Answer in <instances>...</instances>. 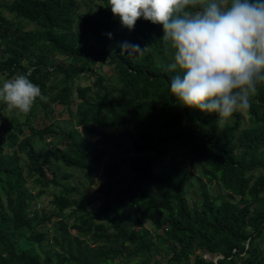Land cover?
Here are the masks:
<instances>
[{
	"label": "trees",
	"instance_id": "16d2710c",
	"mask_svg": "<svg viewBox=\"0 0 264 264\" xmlns=\"http://www.w3.org/2000/svg\"><path fill=\"white\" fill-rule=\"evenodd\" d=\"M0 6L12 15L0 13V80L27 71L46 97L20 113L14 131L2 120L6 104L0 101V264H264V82L247 110L222 122L170 93L178 70L165 71L172 49L158 23L137 18L129 30L107 0H11ZM20 20L35 28H23ZM122 42L141 50L127 53ZM81 78L90 82H77ZM62 118L90 147L81 146L72 130L55 127ZM109 146L112 152L104 149ZM176 147L185 149V158L169 153ZM150 151L166 157L164 169L155 168L145 154ZM186 157L231 197L214 203L203 182L197 204L190 205L184 187L194 172ZM101 167L109 170L103 207L86 208L84 194L62 180L77 169L91 185ZM29 181L39 187L35 193ZM50 185L59 187L54 212L39 215L32 204ZM71 193L76 200L70 201ZM72 213L74 234L68 237L64 219ZM57 216L66 223L57 226L60 251L52 248L40 259L16 247L33 226L27 238L39 244L47 234L43 225ZM86 239L95 248L81 247ZM160 251L165 259H154ZM202 252L221 257L214 261Z\"/></svg>",
	"mask_w": 264,
	"mask_h": 264
},
{
	"label": "clouds",
	"instance_id": "9594fccd",
	"mask_svg": "<svg viewBox=\"0 0 264 264\" xmlns=\"http://www.w3.org/2000/svg\"><path fill=\"white\" fill-rule=\"evenodd\" d=\"M197 4L199 10H189ZM107 6L129 30L137 18L161 26L172 49L165 71L178 70L168 88L181 105L221 121L249 108L264 82V0H107ZM120 47L141 50L129 42ZM28 75L0 81L9 110L27 113L36 98L46 99Z\"/></svg>",
	"mask_w": 264,
	"mask_h": 264
},
{
	"label": "rangeland",
	"instance_id": "374dc122",
	"mask_svg": "<svg viewBox=\"0 0 264 264\" xmlns=\"http://www.w3.org/2000/svg\"><path fill=\"white\" fill-rule=\"evenodd\" d=\"M11 0H0V4L8 2ZM91 6L94 5L93 2L90 3ZM0 13L4 15L5 18L10 19L12 17L11 14L6 13L2 7L0 6ZM20 25L23 28H27V29H33L35 28V25L24 21V20H20ZM59 56V55H58ZM59 59L61 61H63V56L61 55L59 57ZM100 69L101 71H103L104 73L110 74L112 72L111 67L107 66V65H100ZM5 80V79H3ZM0 80V81H3ZM77 82L84 84V83H89L90 79L89 78H81L78 79ZM75 106V104L73 105V107ZM241 111V110H239ZM16 109H12L9 110L7 108V106H4L1 108V113H2V120H4L5 122V126L11 130L14 131L15 130V126H14V121H18L19 120V115L21 112H17ZM231 118V116H230ZM230 118L222 121V122H226L228 120H230ZM54 124L56 128H61V129H65V130H72L76 140L79 142V144L81 146H83L84 148H88L90 147V141L87 139L82 138V136L79 133V128L75 127L74 124L69 121L66 118H62V119H55L54 120ZM37 145L41 146L39 143H37ZM43 145V144H42ZM38 149V147H37ZM104 149L107 152H112L113 149L112 147H104ZM118 154H121V150H117ZM185 149L181 148V147H176V148H171L169 153L173 154L175 156L176 159H181V158H185ZM147 154L150 158H152L155 162L154 166L157 170H162L163 168V163L162 161H166V157L163 155H159L157 153H155L154 151H150ZM185 162L187 164V169L194 172V174L191 176V180H189V183H187L184 187V190L186 192V199L188 201V203L190 205H196L198 200H199V185H201V183L204 182V185L207 189V192L209 193V195L213 199L214 203H218L221 199L223 198H227V197H231L229 192L227 190H225L221 184L213 181L207 182L206 179L204 177H202L200 175L199 170H197L196 166H192L189 163L188 158L186 157ZM162 164V165H161ZM103 168H100L101 174H97V176L95 177V182L92 183L91 185H89L87 183V181L84 178V172L82 170H77V169H72V175L66 179V180H62L63 182H65L66 185L68 186H76L78 188V190L80 192H82L84 194V198H86L85 200L88 202V205L86 206V208H93L94 210H98L101 207H103V190H105L108 186V178L106 176V174H109V170L105 169L102 170ZM117 178V176H116ZM115 178V179H116ZM113 180V179H112ZM28 186V188L35 193L36 189L39 187H36V189H33V184L29 181L28 184H26ZM111 189H114V186L111 187ZM59 191V187L57 186H52L50 185L49 187L45 188L44 191L38 195L35 196V202L34 204H32V207L36 208L37 212L40 215L41 211H44L46 213H53V195L56 193H58ZM70 201L76 200L77 196L73 193H71V195L69 196ZM232 199L235 202H238V204H242L244 201L242 198H238L237 196L232 197ZM0 201L1 204L3 206H5V202L2 200L1 196H0ZM65 213L70 212V208H66L64 210ZM70 218H65L64 220H66L67 226L63 228V235L68 236V237H72L74 234V230L69 228V225L74 221V216L75 214L72 213L69 215ZM59 223H62L63 225L66 224L64 221L60 220L59 216L52 218V222L46 223L44 224L43 228H46L47 230V234L44 240H42L39 244L35 241L29 240L27 238L29 231L35 230V226H33L31 228V230L24 232L21 237L17 240L16 242V247H20L23 248L24 250L30 251L33 254H36L39 256L40 259L43 258V255L45 252H51L52 248H55L56 250L60 251V247L58 244H56L55 242H60V234H61V230L58 226ZM143 225L146 228H151L152 225L151 223L144 221ZM137 228V226L135 227ZM82 236L79 237V239H81ZM86 244L88 245L86 247ZM81 247H86L88 249H93L95 248L96 244L95 243H91L89 242V239H86V243H81L80 244ZM71 248H73V246H71ZM90 251V250H89ZM199 253H201L200 250H198ZM203 255L207 258H211L212 260H216L217 258L221 257V255L218 254H212L210 255L208 252H202ZM167 253L164 251H160L159 254H155L153 255V258H157L160 260H164L166 257ZM115 260H118V258H116ZM120 264H128L126 262H122Z\"/></svg>",
	"mask_w": 264,
	"mask_h": 264
},
{
	"label": "water",
	"instance_id": "95a60500",
	"mask_svg": "<svg viewBox=\"0 0 264 264\" xmlns=\"http://www.w3.org/2000/svg\"><path fill=\"white\" fill-rule=\"evenodd\" d=\"M215 261V260H214Z\"/></svg>",
	"mask_w": 264,
	"mask_h": 264
}]
</instances>
